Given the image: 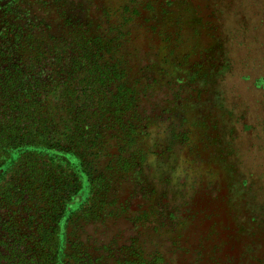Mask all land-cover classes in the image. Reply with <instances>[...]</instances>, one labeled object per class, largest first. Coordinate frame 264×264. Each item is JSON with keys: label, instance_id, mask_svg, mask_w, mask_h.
Segmentation results:
<instances>
[{"label": "rangeland", "instance_id": "obj_1", "mask_svg": "<svg viewBox=\"0 0 264 264\" xmlns=\"http://www.w3.org/2000/svg\"><path fill=\"white\" fill-rule=\"evenodd\" d=\"M54 1L15 23L110 42L139 95L134 145L107 131L97 159L135 154L112 179L126 211L79 240L109 264H264V0Z\"/></svg>", "mask_w": 264, "mask_h": 264}, {"label": "trees", "instance_id": "obj_2", "mask_svg": "<svg viewBox=\"0 0 264 264\" xmlns=\"http://www.w3.org/2000/svg\"><path fill=\"white\" fill-rule=\"evenodd\" d=\"M18 1L0 0V264H109L79 232L126 211L112 179L135 154L121 146L105 171L97 159L109 156L107 131L134 145L139 95L127 61L104 60L110 42L48 27L39 36L38 23H15L26 15ZM136 257L118 263L145 264Z\"/></svg>", "mask_w": 264, "mask_h": 264}]
</instances>
